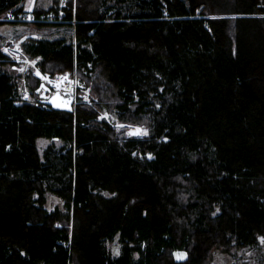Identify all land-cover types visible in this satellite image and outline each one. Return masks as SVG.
Wrapping results in <instances>:
<instances>
[{"label": "trees", "instance_id": "1", "mask_svg": "<svg viewBox=\"0 0 264 264\" xmlns=\"http://www.w3.org/2000/svg\"><path fill=\"white\" fill-rule=\"evenodd\" d=\"M24 7L0 0V18ZM30 12L61 21L10 20L16 37L39 33L24 49L95 105L53 109L32 74L23 99L0 49V264H210L264 238V0H34Z\"/></svg>", "mask_w": 264, "mask_h": 264}, {"label": "rangeland", "instance_id": "2", "mask_svg": "<svg viewBox=\"0 0 264 264\" xmlns=\"http://www.w3.org/2000/svg\"><path fill=\"white\" fill-rule=\"evenodd\" d=\"M25 2H26L25 3V10H27V12H26V14H27L28 12H30L33 2H32V0H26ZM65 2H66V0H60L61 5H63ZM9 21L10 20L5 19V20L1 21L2 23H0V49L6 55L7 59L10 61V66H11L12 55L6 50V47L4 44L7 41L18 42V44L20 45L19 46L20 49L25 50L23 45H22V42L25 40V38L27 36L38 37L39 33L30 32V33L23 34L20 37H16V34L19 32V30L21 29L22 26L18 25V24H12ZM11 21H14V20H11ZM25 52L29 58H37V57H31L26 50H25ZM26 54L23 57L22 63L27 62V60H28V57ZM27 64H28V67L27 68L24 67L23 71L14 69L19 74H21V76H22L21 80H22L24 86H22L21 91H22V98L25 100L30 99L29 89H28L27 85H25L26 76L29 74L34 75L39 80L43 79L49 85H51V83L47 82L45 78L53 77L56 74L64 73L66 76L68 75L70 79H72V80L76 79L75 77L71 76L69 71L58 72L52 76H49V75L45 74L40 69L41 74L39 76H37L32 71L33 66L30 63H27ZM37 65H38V58H37ZM52 85L51 86L53 88H55L54 87L55 84H52ZM37 92L42 97L45 95L44 90H39ZM74 94L76 95L75 105L79 102H85L91 106L95 105L94 101L91 100L92 95H91L90 90L85 89V88L84 89L81 88L78 83H75ZM96 109L98 110V112L100 114L99 118L106 119L109 123L112 124L113 128L117 131H124L127 135H129V133L133 132L136 129H142V130L147 131V126L143 123L142 124L141 123L140 124H130V123H126V122L117 121L116 118L112 114H110L106 109L98 108V107ZM121 126H123V127H121ZM130 127H132V130ZM129 128H130V131H129ZM132 136L140 137V136H144V135H132ZM43 146L44 145H40L39 147L42 148ZM46 206L50 209L54 208L55 206H59L60 208L64 209L62 201L57 196H55L54 194L49 193V192H47ZM106 246L108 247V249L110 250V252L113 255H116V249L119 248V243H118L116 238L112 241H106ZM177 253H186V252L184 250H176L174 253L175 258H176ZM210 264H264V238L259 237L258 241L255 244L237 247L236 249H234L232 251V253H228V252L217 249L213 253V258H212Z\"/></svg>", "mask_w": 264, "mask_h": 264}, {"label": "built area", "instance_id": "3", "mask_svg": "<svg viewBox=\"0 0 264 264\" xmlns=\"http://www.w3.org/2000/svg\"><path fill=\"white\" fill-rule=\"evenodd\" d=\"M5 19L6 20H21V21H43V22L61 21L60 16H55L54 14H51V13L42 14L39 18H36L33 16V14H31V12H28L27 14L22 15V16H18V17H14L13 15H11L10 17H7V18H0V20H5ZM4 45L6 47V50L12 55L11 61H12V68L13 69L20 70V69H23L24 67L27 68L28 67L27 63H30L33 66L32 67L33 73L37 76H39L41 74L40 68L37 65V58H29L28 55L26 54L25 50L20 49V47H19L20 45L18 44V42L7 41ZM25 54L27 55L28 60H27V62L22 63L23 57ZM62 74H64V73H62ZM57 75L58 74H56L53 77L45 78V79L47 82L51 83V85H52V81ZM65 77H67V79L73 85L72 88L68 91L74 90L75 89V83H78L77 79L72 80L69 78L68 75L67 76L65 75ZM41 80H43V79H41ZM75 102H76V95H75ZM130 128L132 130V127H130ZM130 128H129V131H130Z\"/></svg>", "mask_w": 264, "mask_h": 264}, {"label": "water", "instance_id": "4", "mask_svg": "<svg viewBox=\"0 0 264 264\" xmlns=\"http://www.w3.org/2000/svg\"><path fill=\"white\" fill-rule=\"evenodd\" d=\"M39 90L45 91V95L43 97L41 96V101L49 107L60 111L74 113L76 103L74 90L61 91L53 88L43 80H40L37 91Z\"/></svg>", "mask_w": 264, "mask_h": 264}, {"label": "bare ground", "instance_id": "5", "mask_svg": "<svg viewBox=\"0 0 264 264\" xmlns=\"http://www.w3.org/2000/svg\"><path fill=\"white\" fill-rule=\"evenodd\" d=\"M64 74H58L52 81V84H55L54 87L60 90H70L72 84L68 79H64Z\"/></svg>", "mask_w": 264, "mask_h": 264}, {"label": "snow or ice", "instance_id": "6", "mask_svg": "<svg viewBox=\"0 0 264 264\" xmlns=\"http://www.w3.org/2000/svg\"><path fill=\"white\" fill-rule=\"evenodd\" d=\"M20 71H23V69H20ZM64 79H67V77H64ZM121 127H123V126H121ZM129 135H147V131L142 130V129H136L133 132L129 133ZM116 254L119 255V248L116 249ZM176 258L178 260L185 259L186 253H177Z\"/></svg>", "mask_w": 264, "mask_h": 264}, {"label": "crops", "instance_id": "7", "mask_svg": "<svg viewBox=\"0 0 264 264\" xmlns=\"http://www.w3.org/2000/svg\"><path fill=\"white\" fill-rule=\"evenodd\" d=\"M25 1H26V0H25ZM32 2H33V3H32V7H33V4H34V0H32ZM25 3H26V2H25ZM24 9H25V7H24ZM31 10H32V8H31ZM26 11H27V10H26Z\"/></svg>", "mask_w": 264, "mask_h": 264}]
</instances>
